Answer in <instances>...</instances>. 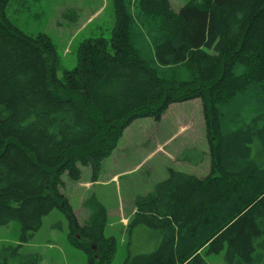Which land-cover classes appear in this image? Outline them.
Here are the masks:
<instances>
[{"label":"trees","instance_id":"trees-1","mask_svg":"<svg viewBox=\"0 0 264 264\" xmlns=\"http://www.w3.org/2000/svg\"><path fill=\"white\" fill-rule=\"evenodd\" d=\"M112 1L110 38L83 46L60 81L50 44L18 28L0 0V228L20 229L0 264H41L22 247L62 206L86 264H110L103 205L87 198L79 224L62 177L134 121L192 100L203 107L209 173L169 168L134 197L122 264H207L222 252L225 264H264V0H190L177 12L169 0Z\"/></svg>","mask_w":264,"mask_h":264},{"label":"rangeland","instance_id":"rangeland-1","mask_svg":"<svg viewBox=\"0 0 264 264\" xmlns=\"http://www.w3.org/2000/svg\"><path fill=\"white\" fill-rule=\"evenodd\" d=\"M189 1L169 0L174 12ZM70 9L76 13V23L62 17ZM6 15L26 34L40 39L44 36L50 44L45 54L55 65L60 81L76 67L81 48L96 40H108L114 24L112 0H8ZM202 108L200 100H192L171 104L157 122L138 119L114 145L100 142L91 158L83 154L76 170L62 177L60 192L79 224L90 213L84 207L87 198L93 196L103 205V236L111 239L113 251L110 264H122L126 257V228L134 213L135 196L147 194L166 179L169 168L198 177L209 173ZM199 157L202 160L198 162ZM62 207L64 211L57 209L44 217L23 251L40 254L41 264H86L85 254L76 248V243L82 241L69 234L64 214L67 208ZM19 235L17 222L1 227L0 249L16 245ZM87 246L91 248V244ZM92 248L97 252V246ZM223 254L204 259L207 264H225Z\"/></svg>","mask_w":264,"mask_h":264}]
</instances>
